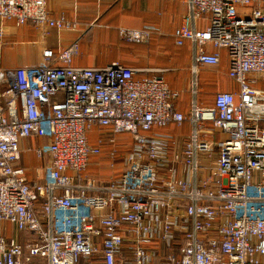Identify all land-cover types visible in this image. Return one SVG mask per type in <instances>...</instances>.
<instances>
[{
  "label": "built area",
  "instance_id": "1",
  "mask_svg": "<svg viewBox=\"0 0 264 264\" xmlns=\"http://www.w3.org/2000/svg\"><path fill=\"white\" fill-rule=\"evenodd\" d=\"M48 1L0 0V38L10 20L77 28ZM186 4L172 37L190 44L191 72L219 66L225 50L238 84L189 115L160 74L136 76L165 69L74 65L78 41L44 49L36 65L0 67V223L31 237L0 233V264H264V88L254 84L264 78V0ZM120 32L147 43L160 29ZM186 121L193 129L182 150L162 153L153 132ZM94 126L135 142L124 170L104 183L82 173L101 152L90 143ZM31 137L47 139L36 153L49 156L34 183L20 164Z\"/></svg>",
  "mask_w": 264,
  "mask_h": 264
},
{
  "label": "crops",
  "instance_id": "2",
  "mask_svg": "<svg viewBox=\"0 0 264 264\" xmlns=\"http://www.w3.org/2000/svg\"><path fill=\"white\" fill-rule=\"evenodd\" d=\"M48 8L55 18L66 17L78 23L74 30H58L55 27H40L33 23L17 25L15 20L4 23L5 34L0 38V59L4 51L17 54L24 61L22 65H36L43 60V51L53 49L56 53L79 42V53L73 58L78 66L102 67L114 62L138 69L170 68L147 64L149 57L164 55L160 44L162 39L149 41L145 45H135L125 39L120 29H140L154 26L160 29L165 22L172 25L173 31L182 23L187 13L186 0H49ZM167 14L166 20L163 19ZM152 42V43H151ZM189 44L188 42L184 45ZM143 46L148 49L145 51ZM154 48H153V47ZM163 47V46H162ZM157 48V49H156ZM213 49L211 48V51ZM190 54V63H191ZM220 70L216 75H206L203 84L212 85L216 92L238 91V84L228 77L229 59L227 52L221 50ZM0 67L4 68L0 62ZM154 72H138L137 77L152 76ZM255 79V77H254ZM165 81L170 85V81ZM257 87L264 88V78L254 80ZM173 87V85H172ZM237 87V88H236ZM171 88V87H170ZM214 104V101H213ZM181 107V108H180ZM183 110V105H179ZM188 127L185 129L187 130ZM20 164L27 168V175L32 183L43 181L48 171L49 156L45 151L42 157L36 153L37 147H46L47 139L31 137L22 141ZM0 233L7 239L17 238L26 244L31 237L19 232L11 223H0Z\"/></svg>",
  "mask_w": 264,
  "mask_h": 264
},
{
  "label": "rangeland",
  "instance_id": "3",
  "mask_svg": "<svg viewBox=\"0 0 264 264\" xmlns=\"http://www.w3.org/2000/svg\"><path fill=\"white\" fill-rule=\"evenodd\" d=\"M164 15L163 19L166 20L167 14L165 13ZM168 24V21L165 22L162 25L163 27H160V33L154 34L151 40L155 42L159 38L162 39L161 42L163 44H160V46L161 48H165V54L159 57L156 55L149 57V59L146 60L147 64L170 68L169 72L165 73V79L172 82L173 84L170 85L169 83V86L173 91L179 93L177 105L178 108L179 105H183L184 108L183 110L181 109V111L185 115H189L194 103L201 108L213 106L214 96L217 92L211 88L212 85L203 84L202 80L206 75L218 74L220 66H204L199 71V74H193L190 69L191 46L190 44L182 46H178L176 43L174 44L172 25ZM131 42H135L132 44H139L140 46L146 44V42ZM142 48H144L145 51L148 49L145 46ZM0 62L5 69H15L26 66L22 65L24 61H22L16 53L11 51H4ZM155 74L160 73H153L152 75ZM160 75L164 78L162 74ZM232 82L234 83V81ZM186 127H188L187 130L185 129ZM192 129L193 127L190 122L186 121V123L181 125L160 128L154 131L153 134L160 135V151L162 153H165L168 149L180 152ZM210 136L211 135H208L209 138H211ZM89 139L91 144L101 146V154L91 158L87 167L82 171L83 175L94 177L100 183L116 178L126 166V157L134 153L135 142L132 135L127 132L114 133L108 128L100 129L98 126H94L89 132ZM179 173L181 175H186V170L181 167Z\"/></svg>",
  "mask_w": 264,
  "mask_h": 264
},
{
  "label": "trees",
  "instance_id": "4",
  "mask_svg": "<svg viewBox=\"0 0 264 264\" xmlns=\"http://www.w3.org/2000/svg\"><path fill=\"white\" fill-rule=\"evenodd\" d=\"M151 40H152V39H151ZM174 44H175V40H174ZM132 137H133V136H132ZM133 139H134V138H133ZM100 154H101V153H100ZM100 154L93 155L92 157H96V156H98V155H100ZM92 157H91V158H92ZM91 158H90V160H91ZM90 160H89V162H90ZM89 162H88V163H89Z\"/></svg>",
  "mask_w": 264,
  "mask_h": 264
}]
</instances>
